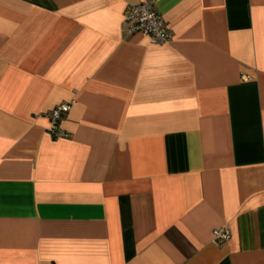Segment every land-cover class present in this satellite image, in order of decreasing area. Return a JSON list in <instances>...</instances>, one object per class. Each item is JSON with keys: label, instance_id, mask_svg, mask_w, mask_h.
<instances>
[{"label": "crops", "instance_id": "0c3cea01", "mask_svg": "<svg viewBox=\"0 0 264 264\" xmlns=\"http://www.w3.org/2000/svg\"><path fill=\"white\" fill-rule=\"evenodd\" d=\"M140 1L0 0V264H264V0Z\"/></svg>", "mask_w": 264, "mask_h": 264}, {"label": "built area", "instance_id": "2783aa9c", "mask_svg": "<svg viewBox=\"0 0 264 264\" xmlns=\"http://www.w3.org/2000/svg\"><path fill=\"white\" fill-rule=\"evenodd\" d=\"M156 0H141L138 4L129 6L126 10L125 32L128 34L141 33L150 43L162 45L172 41L171 30L168 28L161 15L155 9ZM70 109L69 103H63L47 114L49 125L47 133L53 137H61L65 132L59 127L65 113ZM228 229L221 227L212 231L213 242L217 246L223 245L229 239Z\"/></svg>", "mask_w": 264, "mask_h": 264}]
</instances>
